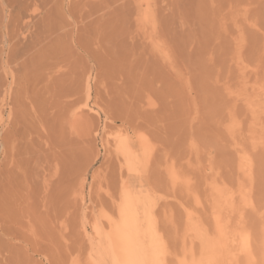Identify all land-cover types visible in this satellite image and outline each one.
Returning <instances> with one entry per match:
<instances>
[{"label":"rangeland","instance_id":"obj_1","mask_svg":"<svg viewBox=\"0 0 264 264\" xmlns=\"http://www.w3.org/2000/svg\"><path fill=\"white\" fill-rule=\"evenodd\" d=\"M4 1L0 264H95V226L117 216L125 179L150 201L170 264L191 221L213 226L214 186L244 191L230 223L253 248L238 261L264 264V0H54L28 42L6 28ZM120 135L151 147L138 175L115 153Z\"/></svg>","mask_w":264,"mask_h":264},{"label":"bare ground","instance_id":"obj_2","mask_svg":"<svg viewBox=\"0 0 264 264\" xmlns=\"http://www.w3.org/2000/svg\"><path fill=\"white\" fill-rule=\"evenodd\" d=\"M4 2L14 9V11H10L11 14L9 12L10 15L6 20L3 19L6 22V28L9 29L10 25L15 28L12 38L18 37L19 39L21 34L19 32H24L23 39L26 42L38 39L45 28L47 29L52 24L50 17L53 16V13L63 7L55 3L54 0H5ZM146 5V9L140 14L142 22H150L152 29H155L152 8H149V2ZM12 12H15V16H12ZM19 40L22 41V38ZM86 84L88 97L85 98L86 102L83 108L90 110L93 108L88 102L89 80ZM249 104L254 111L255 107L252 102ZM79 109L81 111V108ZM86 112L89 113V111ZM124 136H119L121 138L116 142L115 153L119 159L122 158L124 161L122 162L125 170L131 175L136 174L151 160V147L148 146L149 143L145 142H140V146L137 147L135 139L134 141L131 137ZM241 160V164L244 166L249 163V158L244 155ZM246 172L248 174L245 173V175L248 176L250 167ZM123 175L126 174L123 173L121 176L123 177ZM136 180L137 177H134V181ZM124 181L126 182V179ZM125 182L120 201L117 204V216L109 218L108 228L95 226L97 236L91 238L93 243L92 261L95 264H170L166 240L153 218L151 205L148 203L150 201L141 197L138 191L131 190L127 183L129 181ZM238 194L241 196L240 198L246 200L244 191L240 192L239 190ZM238 194L225 187H213L212 202H215L213 226L209 229L208 225L207 228L199 220H193L187 225L186 238H189L190 247L185 250L184 256L178 264H240L239 255L251 253L253 248L251 232L245 228L235 229L230 223V214L235 211L234 202H236ZM236 238L239 239V246H237V251H233L229 249L228 244L230 239L233 241ZM196 245H199L198 250Z\"/></svg>","mask_w":264,"mask_h":264}]
</instances>
